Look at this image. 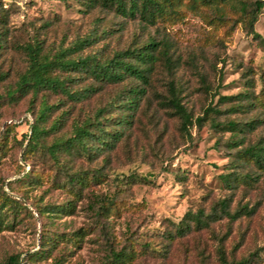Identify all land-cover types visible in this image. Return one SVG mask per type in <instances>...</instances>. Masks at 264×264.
<instances>
[{
	"label": "rangeland",
	"instance_id": "374dc122",
	"mask_svg": "<svg viewBox=\"0 0 264 264\" xmlns=\"http://www.w3.org/2000/svg\"><path fill=\"white\" fill-rule=\"evenodd\" d=\"M260 1L263 6L253 24L258 36H254L244 12L233 0L199 6L195 11L183 7L181 20L147 27L138 19L88 0H0L6 15L0 31L7 29L0 50V70L6 75L0 81V93L25 68V56L16 45L33 38L43 41L45 50L54 54L91 33L96 37L93 43L77 55L95 54L104 59L153 36L171 42L174 61L171 72L162 62L155 65L151 85L131 125L111 150L62 157L69 159L73 169L87 172L88 183L78 197L52 182L56 168L41 148L23 157L27 144L23 136L29 132L42 93L35 99L31 94L16 101L0 98V194L2 187L14 198L25 197L24 204L32 213L30 217L20 212L12 227L0 231V260L19 254L22 264H55L56 259L61 264H222L217 253L221 245L228 260L251 257L248 264H264V168L236 157L238 149L258 139L264 143V102L232 112L233 102L220 98L244 91L256 94L264 88V47L260 41L264 39V0ZM72 75L77 77V86L96 89L82 101L63 100L47 124L67 111L65 123L45 138L46 144L69 134L73 121L93 117L96 109L107 105L131 82L127 78L100 84L83 72ZM169 81L174 82L178 98L193 120L211 105L220 110L214 114L216 120L243 122L259 117L262 121L245 133L221 130L210 120L189 125L185 131L179 115L162 102L168 95ZM44 97L53 103L61 95ZM259 98L264 100V94L260 92ZM238 141L241 144L235 146L233 142ZM26 172L38 176L39 182L35 185L21 179ZM228 173L231 178L237 174L231 188L223 178ZM245 173L251 178L241 180L239 175ZM56 177L62 178L59 173ZM69 199L75 205L70 213L39 216L34 208ZM222 199H227L230 211L246 206L252 213L240 211L234 219L220 215L217 203ZM6 208H0V213L10 221V213L3 215ZM214 208L220 216L213 217L207 227L169 236L187 211L210 213ZM79 229L85 235L78 245L60 240L49 256L31 259L40 249L41 232L55 237ZM120 249L130 258L113 262L111 252Z\"/></svg>",
	"mask_w": 264,
	"mask_h": 264
},
{
	"label": "trees",
	"instance_id": "16d2710c",
	"mask_svg": "<svg viewBox=\"0 0 264 264\" xmlns=\"http://www.w3.org/2000/svg\"><path fill=\"white\" fill-rule=\"evenodd\" d=\"M93 5H99L103 8L114 11L115 13L138 19L143 26H157L160 24H170L181 20L184 16L183 7L192 11L198 9L199 6H214L218 3H224L230 0H88ZM239 5V9L246 16V25L248 30L254 36H258L253 30V24L257 18L258 11L262 8L263 2L255 0H233ZM0 4V23L6 22L5 10ZM6 28L0 31V50L4 48ZM95 34V33H94ZM96 37L93 34H87L78 38L72 45L64 49H59L56 53L50 54L44 48L43 41L33 38L16 47L25 56V68L17 74V78L13 83H9L0 98H7L16 101L21 97L31 94V98L35 99L39 93H42L39 107L33 111V121L29 125V132L23 136L27 144L23 152V157L29 152H34L41 148L49 157L52 166L56 168L55 176L52 182L61 184V187H67L74 197H78L81 191L87 185V172H83L80 168L73 169V165L69 159L62 157L68 155L72 157L76 154H84L91 156L95 151L111 150L116 142L121 139L125 128L131 125L133 116L139 108L141 100L147 94L148 87L151 85V74L155 65L162 62L169 72L173 67V59L171 57V42L168 39L157 40L155 37L149 36L143 42H134L125 49L116 50L109 57L98 59L95 54H87L85 56L77 55L85 46L93 43ZM264 47V39L260 38ZM73 72H83L85 76L100 83H119L127 78L131 82L126 84L107 105L95 110L93 117L90 116L83 121H73L71 132L67 135L54 137L46 144L45 138L54 132H57L65 123L67 111H62L58 116L48 121L53 112L63 104V100L73 102L82 101L88 98L94 91L92 85L79 87L76 85V78ZM5 73L0 70V81L5 79ZM135 81V82H134ZM168 95L162 97L164 106L171 107L175 114L181 118V127L187 130L189 125L194 123L202 125L206 120H210V124L224 131L233 133H245L247 130L256 128L262 121L259 117H253L247 121L239 122L228 119L225 121L216 120L214 114L220 113L219 109L209 105L203 110V115L197 116L194 120L191 114L186 110L180 102L175 90L174 82H168ZM264 94V88L260 90ZM250 91L239 92L233 96H221L222 102H233L230 108L232 112L240 110L243 107H256L257 103H263L264 100L259 98L260 94ZM61 95L57 102L49 103L44 97L48 94ZM233 98V99H232ZM232 99V100H231ZM260 100V102H259ZM264 114V106L262 108ZM9 128L6 127L5 130ZM4 130V131H5ZM4 133V132H3ZM242 142V141H241ZM235 146L241 144L240 141L233 142ZM237 160L240 162L253 163L260 169L264 168V143L258 139L254 144L242 147L236 151ZM59 173L62 178L58 180L56 174ZM241 180L250 179L247 173L239 175ZM229 188L237 179V174L231 178L230 173L223 177ZM29 184H37L39 177L31 172L24 173L22 178ZM54 180V181H53ZM10 191H12L10 189ZM22 200L12 197L6 191L2 190L0 194V208L5 207L3 215L11 214V220L5 221L0 213V231L5 227H12L14 219L20 216V212L24 215L32 217L31 211L24 204L26 198L22 196ZM74 202L72 199L66 200L64 203H47L41 207L34 206L37 214L41 215H60L70 213L74 210ZM217 208L220 215L224 214L231 219L237 218L239 212L251 214L252 209L241 206L233 211L229 210L227 199L218 201ZM217 210L214 208L210 213H204L203 210L187 211L184 216L174 225V233L169 232L171 238L174 235L182 236L192 229L207 227L209 222L213 220ZM85 233L79 229L69 235L56 234L52 237L44 232L40 233L38 252L31 254V259L41 255L47 257L50 255L51 248L55 247L58 241L67 240L72 245H78L83 239ZM218 259L222 264H248L250 258H242L240 260H228L221 245L217 248ZM130 255L123 250L111 252V260L117 263H123L128 260ZM0 264H22L19 254H10ZM55 264H61L59 259L55 260Z\"/></svg>",
	"mask_w": 264,
	"mask_h": 264
}]
</instances>
